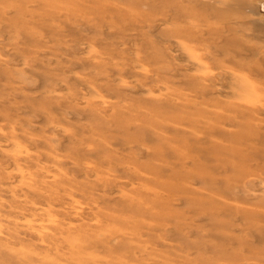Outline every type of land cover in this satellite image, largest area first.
<instances>
[{"label":"rangeland","instance_id":"obj_1","mask_svg":"<svg viewBox=\"0 0 264 264\" xmlns=\"http://www.w3.org/2000/svg\"><path fill=\"white\" fill-rule=\"evenodd\" d=\"M196 1L0 0V264H264V0ZM202 3L238 33L200 75L174 12L225 22Z\"/></svg>","mask_w":264,"mask_h":264},{"label":"bare ground","instance_id":"obj_2","mask_svg":"<svg viewBox=\"0 0 264 264\" xmlns=\"http://www.w3.org/2000/svg\"><path fill=\"white\" fill-rule=\"evenodd\" d=\"M174 2H175V4H183V2L184 3H186V4H194V6H193V8L194 7H198V2L196 1V0H181L180 2H182V3H179L178 2V0H174ZM202 4H205L206 5V7L207 8H209L210 9V13L212 14V15H215V17L216 18H218V19H221V20H225V22H223V21H221V23L219 24L218 22V24H213V25H208V24H202V23H198V22H203L204 23V21L206 20V14H204L203 12H199V11H197L196 9H192V7L191 8H188V6H182V7H180V8H177L176 10H175V12H174V18L177 20V19H183L184 21H183V23H178L177 22V24H178V29L179 30H176V32L174 33L175 34V39H176V45H180V47H181V50H180V48H178L177 49V51H176V49H174L176 52H180V51H182V53L185 55L184 57H186V59L185 58H181L180 60H181V62H182V60L184 59V60H186V61H188V65L190 66V68L191 69H193L195 72H197V73H199L200 75H202V74H204L205 73V70H204V65H206V64H204V65H201L198 61V59L199 58H196V56H194V50H195V48H196V46L198 45V44H200V43H204V42H206V40H204V41H202V33H206L208 36L209 35H218V36H220L223 40H222V42L225 44V40H227V38H225V37H223L222 35H221V32H223V31H225V33H229L230 35H234V36H236L237 35V33H238V29L235 27V24H233V22H231V21H228V17H229V15L228 14H230V12H231V10L230 9H228V7L226 6V11L228 12V14H226V13H224L223 11H215L214 9H213V7L211 6V5H208V4H210V3H202ZM66 5H68V4H66ZM72 5H75V4H72ZM199 8V7H198ZM212 18H213V16H212ZM211 18V19H212ZM210 19V20H211ZM206 22V21H205ZM229 37V36H228ZM173 43V45L172 46H174V42H172ZM221 44V43H220ZM170 45H171V43H170ZM175 45V46H176ZM218 45H219V43H218ZM218 45H216V46H218ZM215 46V47H216ZM174 48V47H173ZM176 48V47H175ZM220 52H221V54L223 53V45H221V47H216ZM197 53V52H196ZM195 53V54H196ZM199 53V52H198ZM197 53V54H198ZM177 54V53H176ZM182 54V55H183ZM178 55V54H177ZM177 55H175V57L177 56ZM205 55H207L206 57H207V59L210 57L211 59H213L212 57H211V55H208V53L206 52L205 53ZM181 56V55H180ZM178 57V56H177ZM176 57V58H177ZM198 57V56H197ZM144 59V58H143ZM178 59V58H177ZM179 60V61H180ZM218 60H221V59H218ZM140 61H142V60H140ZM218 62V61H217ZM186 63V62H185ZM213 63V62H212ZM219 64H220V66L222 65V63L221 62H218ZM188 66V67H189ZM207 66V65H206ZM214 66V65H213ZM139 68V67H138ZM140 68H142V67H140ZM218 69V68H217ZM208 70V69H207ZM219 70H221V69H219ZM140 71V70H139ZM143 71V70H142ZM222 71V70H221ZM208 73V72H207ZM231 72H228V73H226L225 75H223V76H225L226 77V79H227V83H229L230 85L229 86H226L229 90V94H230V97L231 98H233L234 100H240V99H244V96L242 97V92L244 91L245 92V90H244V87L240 84V83H237L238 81H239V78H240V76L238 75H236L237 73H232V74H230ZM194 74V73H193ZM220 74H221V72H220ZM199 75V76H200ZM198 76V77H199ZM207 77V76H206ZM193 78H194V81L195 82H198V79L199 78H195L194 77V75H193ZM186 79H189V78H186ZM192 79V78H191ZM202 79V78H201ZM204 79V78H203ZM212 80V79H211ZM192 81L193 80H191L189 83H190V85L191 86H194L195 84L194 83H192ZM200 81V80H199ZM208 81V80H207ZM206 81V82H207ZM199 83V82H198ZM203 83V82H202ZM200 84V83H199ZM190 85H186V86H188L189 88H190V91L192 90V88L190 87ZM199 89V88H198ZM190 91H189V93H190ZM252 91V90H251ZM246 92H247V89H246ZM245 92V93H246ZM188 92H187V94H189ZM249 93H250V91L248 90V95H249ZM244 94V93H243ZM247 94V93H246ZM250 94H252V92L250 93ZM254 100V99H253ZM241 101V100H240ZM239 102V101H238ZM250 105H251V103H250ZM141 107H143V106H141ZM144 108V107H143ZM151 108V107H150ZM145 111H143L142 113H144ZM148 113H150L149 111H147ZM149 115V114H148ZM152 115V114H151ZM156 115V114H155ZM155 115H152V117H154ZM156 117V116H155ZM132 119H133V117H132ZM179 119V117L177 116L176 118H174V117H172L170 120H172V121H177ZM133 120H135V119H133ZM144 122H146V121H144ZM152 122H155V121H148V122H146V123H144L145 124V126H149V127H151V128H153L154 127V124L152 123ZM157 122V121H156ZM134 123H136V121H134ZM238 137H239V135H237ZM239 139H240V137H239ZM88 146V145H87ZM242 147V146H241ZM235 150H236V148H235ZM222 152V153H226V154H229V155H233V154H235L236 155V152L231 148V149H229V150H224V149H221V147H217V148H215V153L218 155L219 154V152ZM246 159V158H245ZM245 159H243V161H245ZM243 165H244V162H242L241 161V165H240V167H239V169H240V172H243L244 171V167H243ZM234 170V169H233ZM236 170V169H235ZM236 173V172H235ZM236 174H239V173H236ZM245 174V173H244ZM241 175H243V174H241ZM240 175V176H241ZM145 184H147L148 185V187H150V185L148 184V183H145ZM146 185V186H147ZM153 187V186H152ZM151 187V188H152ZM156 189V188H155ZM63 192H64V190H63ZM152 192V191H151ZM149 194V193H148ZM135 196V195H134ZM149 196H151V194H149ZM127 197V196H126ZM125 197V198H126ZM130 198V197H129ZM134 198H136V196L134 197ZM140 198H142L141 196H140ZM127 199V198H126ZM125 200V199H124ZM129 200H131V198L129 199ZM136 201H138L137 200V198L135 199ZM43 201H44V199H43ZM47 203H49L50 202V204H55L56 203V201L54 200V199H51V200H45ZM142 203V202H141ZM70 204V203H69ZM134 204H137L135 201H134ZM133 203L131 204V205H134ZM143 204V203H142ZM142 204H139V205H142ZM71 205V204H70ZM144 205V204H143ZM47 206V205H46ZM148 205H145V207H147ZM132 207H134V206H132ZM131 207V208H132ZM142 207V206H141ZM129 208V207H128ZM143 208V207H142ZM141 208V209H142ZM147 208H149L150 209V207L148 206ZM144 209V208H143ZM142 209V210H143ZM152 209V211L154 210L153 208H151ZM41 210V209H40ZM44 211V210H43ZM141 210H139V212H140ZM152 211H150V212H152ZM48 213V212H47ZM46 216H48L47 218H45V216H44V221H46V222H51V220L50 219H48L49 218V215L48 214H45ZM32 217V216H31ZM19 218V217H18ZM28 218H29V216H28ZM23 219V218H22ZM46 219V220H45ZM20 220V219H19ZM34 220V219H33ZM26 222V221H25ZM31 222V221H30ZM33 223V222H32ZM63 225V224H62ZM53 228H52V230H51V227H50V231H51V234L49 235V233H48V236L47 237H37V238H40L42 241H44V240H50V239H52V240H55V236L53 235V233H56V237H57V233H59V235H61L62 234V232L61 231H59V232H57V230H58V226L54 223L53 224ZM57 226V227H56ZM63 227V226H62ZM29 228V227H28ZM46 230H47V228H46ZM56 231V232H55ZM35 235V234H34ZM69 235V234H68ZM39 236V235H38ZM77 236V238L76 239H71L70 241H71V244H74L75 243V245L77 246L76 248H74L77 252H79L81 249L83 250V247L84 246H87V244H85V245H82V246H79V242H83L84 240L86 241V240H91L92 239V237H87L86 239H85V237H86V234H77L76 235ZM60 236H58V238H59ZM81 238H84V239H81ZM16 241V240H15ZM18 241V240H17ZM96 240L94 239V242H95ZM23 242V241H22ZM17 243V242H16ZM44 243V242H43ZM54 243V242H53ZM53 243H51V244H53ZM54 244H57L56 243V241H55V243ZM79 246V247H78ZM54 251V250H53ZM72 251V250H71ZM55 253V252H54ZM18 258V257H17ZM80 258V259H79ZM16 259V258H15ZM76 259H77V264H84V262L83 261H81V257H76ZM7 262H11L12 264H14V258L13 259H8L7 260ZM16 264H18V262H16ZM42 264H52V263H49V261L48 262H45V263H42Z\"/></svg>","mask_w":264,"mask_h":264}]
</instances>
